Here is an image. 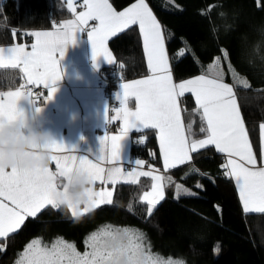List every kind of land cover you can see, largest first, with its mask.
Masks as SVG:
<instances>
[{"label": "trees", "instance_id": "1", "mask_svg": "<svg viewBox=\"0 0 264 264\" xmlns=\"http://www.w3.org/2000/svg\"><path fill=\"white\" fill-rule=\"evenodd\" d=\"M110 1L122 9L135 0ZM148 1L164 27L175 79L211 72L210 67L218 60L223 78L236 88L253 145L259 149L260 123L264 121V74L249 70L241 63L239 53L242 35L255 39L252 26L264 23V0ZM222 9L238 13V27L227 36L216 35L213 30V21ZM68 16L70 11L64 0H1L0 44L14 38L31 40L30 30L50 27L57 19ZM109 44L116 61L103 65L100 73L110 87L121 79L148 71L138 25L110 38ZM181 47L186 49L183 55L179 54ZM20 77L18 69H0V87L13 86ZM5 78H13L14 84L5 86ZM180 104L190 135H203L201 110L193 95L185 93ZM131 150L146 164L163 168L156 129H145L141 137H134ZM225 161L224 154L209 146L199 155L194 154L188 164L173 168L176 179L195 190L196 195L177 198L174 188L167 185L164 200L151 216L147 204L139 199L150 186L149 178L135 184L118 183L111 204H100L79 218L68 206L48 205L36 218H27L17 232L0 239V264H17L20 254L34 239L51 245L62 238L85 251L89 236L106 227L138 229L151 251L186 260L187 264H264V213L244 210L234 179L224 175L221 165ZM197 184L203 187L198 188Z\"/></svg>", "mask_w": 264, "mask_h": 264}, {"label": "snow or ice", "instance_id": "2", "mask_svg": "<svg viewBox=\"0 0 264 264\" xmlns=\"http://www.w3.org/2000/svg\"><path fill=\"white\" fill-rule=\"evenodd\" d=\"M83 6L86 10L79 13L74 21L67 22L55 31L29 33L35 37L30 51L22 45L0 47V69L18 68L25 78V84L20 88L0 92V126L23 115L18 102L32 96L26 85H43L48 89L45 101L53 98L57 91L55 85L62 78L60 59L67 45L75 43L76 33L85 31L89 21L97 22L87 31L93 60L103 57L108 64L114 61L107 41L131 26L138 25L152 75L122 84V97L120 95L118 99L123 104L128 97H134L136 110L122 108L121 135H104L100 139L101 148L99 154L95 155V161L88 156L52 155L51 159L56 162L55 172L49 168H0V238H7L9 234L17 232L27 218H36L48 205L59 208L55 196H67L66 185L71 183L73 173L86 174L91 185L99 181L105 185L111 184L113 189L118 183L135 184L141 176L151 177V191L139 198L147 204V213L151 216L165 198L166 185L173 181L171 177L156 174L158 170L145 172L133 168L125 172L120 166L121 141L129 135L130 130L138 128L159 130L160 154L165 170L188 164L194 154L199 155L202 150L214 146L218 153L226 156L221 167L225 169L226 177L235 180L244 210L264 213V166L257 167V157L249 142L238 102L232 87L223 82L219 61L210 67L211 78L201 75L175 84L169 69L162 26L146 0H136V3L120 12L113 9L109 0H83ZM68 7L74 11L73 0H68ZM241 83L247 87L245 81ZM185 93L195 97L201 110L200 132L205 134L202 139L185 135L178 104V98ZM261 127L264 129V125ZM44 147L51 153L72 152L56 141ZM261 159L264 161V152ZM105 162L113 166L106 169L102 166ZM143 163L137 159L135 165ZM175 187L177 198L180 195H196L178 183ZM197 187L203 186L197 184ZM87 194L89 203L80 213L77 212L79 206L69 202L68 207L72 209L74 217L79 218L100 204L112 203L113 190L97 192L90 187ZM86 245L90 251L80 253L74 244L62 238L51 245L34 239L20 254L17 264H117L121 259L126 260L127 264H184L183 259H165L154 255L145 246L144 236L128 229L93 233Z\"/></svg>", "mask_w": 264, "mask_h": 264}, {"label": "crops", "instance_id": "3", "mask_svg": "<svg viewBox=\"0 0 264 264\" xmlns=\"http://www.w3.org/2000/svg\"><path fill=\"white\" fill-rule=\"evenodd\" d=\"M64 2L66 3L67 8L69 9L68 0H64ZM109 3L112 5L114 10L120 12L127 9L132 4L136 3V0L122 9L116 8L110 0ZM146 3L148 4L149 8L152 10L156 19L162 26V34L165 39V50L168 57L169 69L172 75L173 83L179 84L181 82L196 78L201 75H206L211 78L212 72H203L183 79H175L164 27L157 14L155 13L154 9L152 8L150 2L146 0ZM73 8L74 11L72 9H69L70 16L57 21L52 26L46 28H35L30 31H55L57 28L62 27L67 22L74 21L79 13L86 10L85 6H83V0H73ZM96 23V21H89L88 26L85 28V31H80L76 33L75 43L67 45L66 50L64 52V56L62 59H60L62 78L55 85L57 91L55 92L53 98L51 100L45 101L44 104H38L34 102L31 98L22 99L18 102V107L26 113L28 118L38 128L50 132L56 142L63 143L70 151H72L71 153L52 152V155L88 156L89 159L95 161V155L99 154L101 148L100 139L104 135H107L108 137L121 135V130L123 128L122 108L126 107L129 111L136 110L137 102L134 97H128L123 104L121 103V99H118V96L121 95L122 97V84L131 83L135 80L144 79L152 75L151 71L148 68V71L145 74L121 79L118 81V84L115 87H110L109 82L100 73V68L103 65H107L108 63L103 57H99L95 61L93 60L92 47L87 36V31L90 30L91 27L95 26ZM34 42V36H32L31 40L14 38L11 42L1 43L0 47L7 48L13 45H22L25 47L26 50L30 51L31 45ZM107 48L112 55L113 61L115 62L116 57L112 48L110 47L109 40L107 41ZM185 50V47H181L179 49V54H181L182 52L184 53ZM223 82L228 84L233 89V92L239 105L241 117L244 121L245 130L248 134L249 142L251 144L253 153L257 157V167L264 166V161H262L261 159V154L262 152H264V129H262L261 125H264V121L260 123L261 142L259 149H256L253 145L243 116L236 88L233 83L226 80L225 78H223ZM22 84H25V78L21 73L20 80L15 85L7 88L0 87V92H6L9 90L14 91L20 88ZM29 86L30 85H26L28 89H30ZM47 95L48 89L46 90V97ZM178 104L181 109L182 121L185 127V135L189 136V138L195 139L204 138L205 134L200 136L190 135L185 120L183 118L180 97L178 98ZM37 109H40V111H37ZM145 129L148 128L132 129L129 131V135L121 141L120 163L122 165L120 166L125 172L132 171L133 168H136L138 171L145 172L158 170L156 174H160L165 177H171L173 183L167 185L172 186L177 195L175 185L178 183L182 185L183 188H186V185L176 179L174 174H172L171 172L172 169L165 170L164 165L162 169L157 168L153 165H148L142 158L137 157L132 153L131 146L132 141L135 137V133L142 132ZM156 131L158 134L159 141V130L156 129ZM137 159L143 161L144 163L140 166L135 165ZM102 166L107 169L109 167H112L113 165L105 162L102 164ZM49 169L53 172L56 171L55 161H51ZM142 178H149L150 180V186L143 191V195L145 192L151 191L152 180L151 177L143 176L139 177V180ZM166 187L164 189L165 194ZM92 188L93 191L97 192L103 191L105 189L113 190L114 196V189L111 184L105 185L97 181L94 185H92ZM83 208L84 205H80L77 209V212H82ZM70 210L72 212V209Z\"/></svg>", "mask_w": 264, "mask_h": 264}, {"label": "clouds", "instance_id": "4", "mask_svg": "<svg viewBox=\"0 0 264 264\" xmlns=\"http://www.w3.org/2000/svg\"><path fill=\"white\" fill-rule=\"evenodd\" d=\"M238 13L222 9L213 21L216 35L227 36L235 31ZM255 39H249L247 34L241 37L240 60L254 73L264 74V23L252 26ZM5 86L14 84L13 78H5ZM23 115L6 121L0 126V168L12 169H44L49 168L52 153L45 149V145L55 141L52 134L38 128L22 110ZM67 196L57 195L55 199L59 207L73 205H88L87 190L92 187L86 174L73 173L71 183L67 185ZM187 264L186 260H183ZM117 264H127L126 260H119Z\"/></svg>", "mask_w": 264, "mask_h": 264}, {"label": "built area", "instance_id": "5", "mask_svg": "<svg viewBox=\"0 0 264 264\" xmlns=\"http://www.w3.org/2000/svg\"><path fill=\"white\" fill-rule=\"evenodd\" d=\"M57 21H59V19H57L56 22ZM29 88L32 92L31 99L38 104H44L47 88H45L43 85H39V86L30 85ZM141 136H142V132L135 133V137H141Z\"/></svg>", "mask_w": 264, "mask_h": 264}, {"label": "rangeland", "instance_id": "6", "mask_svg": "<svg viewBox=\"0 0 264 264\" xmlns=\"http://www.w3.org/2000/svg\"><path fill=\"white\" fill-rule=\"evenodd\" d=\"M0 6H1V0H0ZM185 187H186L187 189H190L192 192L195 193V190H193L192 188H190V187H188V186H185ZM125 229L131 230L132 232L140 233V234L143 235V233H142L141 231H139L138 229H135V228H131V227H110V228L106 227V228L101 229L100 231H102V230H110V231H121V232H122V231L125 230ZM100 231H98V232H100ZM143 236H144V235H143ZM144 243H145V246H146L147 248H150L145 238H144ZM86 250H89V251H90V249H88V248H87ZM86 250H85V251H86ZM77 251H79V250L77 249ZM85 251H79V252H80V253H84ZM151 252H152L154 255H158V256H160V257H162V258H165V259L169 258V257L161 256V255H159V254H157V253H155V252H153V251H151ZM171 258H172V257H171ZM173 259H177V258H173Z\"/></svg>", "mask_w": 264, "mask_h": 264}]
</instances>
